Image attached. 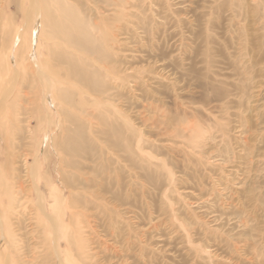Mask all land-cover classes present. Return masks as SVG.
I'll return each instance as SVG.
<instances>
[{
	"label": "rangeland",
	"instance_id": "1",
	"mask_svg": "<svg viewBox=\"0 0 264 264\" xmlns=\"http://www.w3.org/2000/svg\"><path fill=\"white\" fill-rule=\"evenodd\" d=\"M0 182V264H264V0H0Z\"/></svg>",
	"mask_w": 264,
	"mask_h": 264
},
{
	"label": "bare ground",
	"instance_id": "2",
	"mask_svg": "<svg viewBox=\"0 0 264 264\" xmlns=\"http://www.w3.org/2000/svg\"><path fill=\"white\" fill-rule=\"evenodd\" d=\"M38 7H36V8H38ZM37 10H39V9H37ZM45 10H46V12L44 15L45 16L44 20L41 19L42 20V26L47 27L48 29H50V31H55V32L61 34L63 42L68 47H75L76 49H78L80 51L85 48L87 51H90L91 53H94V54H98V52L100 53V51H102V46L100 44L102 40L95 38V36L93 34L94 32H91V30L88 28L87 23L78 19L76 12L71 10L65 3L59 1L58 7L56 8V12L61 11L63 13H56V12H52V11H47V9H45ZM38 15L40 16V14H38ZM96 34H97V32H96ZM104 36L106 38V34H104ZM95 41H97V42H95ZM33 62H34V60H33ZM71 66H73V64ZM47 67H46V69H47ZM49 69H47L46 71H44V70L41 71L40 72L41 75L49 78L50 73H51V70H49ZM54 75H55V73H54ZM53 78H55V77H53ZM44 79H46V78H44ZM47 80H49V79H47ZM54 82H56V81H54ZM37 198H39V197H37ZM41 211H43V210H41ZM48 221L50 222V220H48ZM51 225H53V224H51Z\"/></svg>",
	"mask_w": 264,
	"mask_h": 264
}]
</instances>
